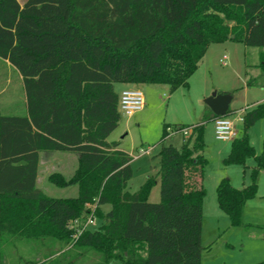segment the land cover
I'll return each instance as SVG.
<instances>
[{
    "label": "trees",
    "instance_id": "1",
    "mask_svg": "<svg viewBox=\"0 0 264 264\" xmlns=\"http://www.w3.org/2000/svg\"><path fill=\"white\" fill-rule=\"evenodd\" d=\"M229 42L264 47V0H0V59L20 74L26 96L24 116L4 115L0 102V264L1 247L23 243L42 258L17 264H203L204 132L217 117L209 110L180 149L162 148L161 200L150 203L154 178L130 193L132 158L108 141L122 118L114 86L187 88L209 48ZM260 60L264 76L263 51ZM261 120L264 102L244 112L224 159L245 168L255 161L247 187L229 179L217 186L233 227L243 225L264 171V143L257 154L248 135ZM48 153L76 155L69 179L48 178L76 187L75 197H49L37 186ZM91 206L101 225L76 228Z\"/></svg>",
    "mask_w": 264,
    "mask_h": 264
},
{
    "label": "rangeland",
    "instance_id": "2",
    "mask_svg": "<svg viewBox=\"0 0 264 264\" xmlns=\"http://www.w3.org/2000/svg\"><path fill=\"white\" fill-rule=\"evenodd\" d=\"M27 0H18L21 5ZM228 50L217 45L210 49L198 70L189 80L187 88L171 92L169 87H142L146 97L144 110L132 118L122 116L119 127L109 137V142L118 143V150L132 158L133 176L128 183L130 193L137 192L149 178H154L148 201L159 203L161 200L160 153L164 146L180 149L184 136L182 126H193L203 122L210 108L205 101L214 94L229 97V107L236 111L228 116L238 135L242 131L240 117L247 105H255L263 90L264 76L259 68L260 54L264 47L230 43ZM227 57L224 65L223 58ZM257 80L256 87L248 88V80ZM255 81V82H257ZM141 87L143 85H135ZM0 102L4 115H26V96L23 79L11 65L0 59ZM211 111V110H210ZM169 126L168 136L163 138L164 128ZM251 145L260 154L264 143V120L255 124L248 132ZM205 148L203 156L207 160L202 184L207 192L204 202V222L202 232L203 264H260L264 262V172L258 177V193L247 202L243 225L233 227L229 217L223 213L217 202V186L223 179H229L233 187H247L250 173L255 166L254 159L247 161L246 168L239 165H224V159L230 153L231 142L215 139L213 122L205 126ZM55 167H52V162ZM77 167L75 154L48 153L41 156V168L37 186L49 197L69 198L77 195V188L61 189L48 181L53 173H61L69 179ZM110 206L102 211L106 213ZM90 216L97 217L95 207H90ZM98 228L101 221L96 218ZM78 228V226H76ZM6 264H17L20 259L40 261L34 244H18L1 247Z\"/></svg>",
    "mask_w": 264,
    "mask_h": 264
},
{
    "label": "built area",
    "instance_id": "3",
    "mask_svg": "<svg viewBox=\"0 0 264 264\" xmlns=\"http://www.w3.org/2000/svg\"><path fill=\"white\" fill-rule=\"evenodd\" d=\"M227 57L223 58L224 65H226L225 61ZM145 108V97L143 92L138 88H128L124 90L120 95L119 102V111L122 116L127 118H132L137 113L141 112ZM242 122V118H240ZM214 125V135L217 141L221 142H232L237 137V132L235 130L234 122L228 117L216 118L213 121ZM184 136L188 137L191 128H185L181 130ZM96 218L88 215V218L85 222H75V226H82L83 229H89L91 227H95ZM81 232V231H80ZM79 232V233H80ZM78 237V234L75 235Z\"/></svg>",
    "mask_w": 264,
    "mask_h": 264
},
{
    "label": "crops",
    "instance_id": "4",
    "mask_svg": "<svg viewBox=\"0 0 264 264\" xmlns=\"http://www.w3.org/2000/svg\"><path fill=\"white\" fill-rule=\"evenodd\" d=\"M217 45H221V46H223L224 48H223V50H228L229 49V45H230V42L229 43H224V44H215V45H212L210 48H209V50H208V53H209V51H210V49H212L213 47H216ZM208 53L206 54V56L208 55ZM206 56H205V58H206ZM203 62V61H202ZM145 86H147V85H143V86H141V87H136V86H133V85H124V84H115V86H114V88H115V91L119 94V95H121V93L124 91V90H126V89H128V88H138V89H140L141 91H142V87H145ZM147 87H150V88H154V89H156L154 86H147ZM248 87V86H247ZM248 88H258V87H256V86H252V87H248ZM261 88L263 89L260 93H259V95H257L258 96V98H260L259 99V101H257V103H254L255 105H252L251 107H250V105H247V110H250V109H252V108H254L255 106H257L258 104H260V103H263L264 102V85H261ZM143 92V91H142ZM144 94V93H143ZM144 97H145V95H144ZM146 97H145V106H146ZM245 112V111H244ZM243 115H244V113H243ZM243 116H241L240 118H242ZM213 122V121H212ZM230 152V151H229ZM67 154V153H66ZM69 154V153H68ZM42 156V155H41ZM55 165H56V163L53 161L52 162V164H51V166L52 167H55ZM39 168H41V161H40V167ZM262 172H264V171H262Z\"/></svg>",
    "mask_w": 264,
    "mask_h": 264
},
{
    "label": "water",
    "instance_id": "5",
    "mask_svg": "<svg viewBox=\"0 0 264 264\" xmlns=\"http://www.w3.org/2000/svg\"><path fill=\"white\" fill-rule=\"evenodd\" d=\"M205 103L217 118L226 117L228 115L230 109L229 97L217 96L214 94L212 97L208 98Z\"/></svg>",
    "mask_w": 264,
    "mask_h": 264
}]
</instances>
